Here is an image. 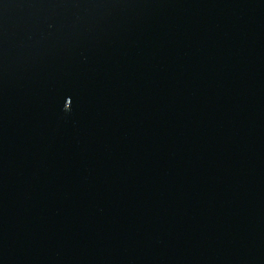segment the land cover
Wrapping results in <instances>:
<instances>
[{
  "label": "water",
  "instance_id": "1",
  "mask_svg": "<svg viewBox=\"0 0 264 264\" xmlns=\"http://www.w3.org/2000/svg\"><path fill=\"white\" fill-rule=\"evenodd\" d=\"M0 264H264V0H0Z\"/></svg>",
  "mask_w": 264,
  "mask_h": 264
}]
</instances>
